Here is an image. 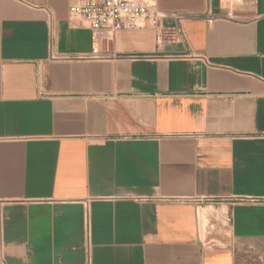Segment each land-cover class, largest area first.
Wrapping results in <instances>:
<instances>
[{
	"label": "crops",
	"instance_id": "0c3cea01",
	"mask_svg": "<svg viewBox=\"0 0 264 264\" xmlns=\"http://www.w3.org/2000/svg\"><path fill=\"white\" fill-rule=\"evenodd\" d=\"M156 2L183 37L0 0V264H264V0Z\"/></svg>",
	"mask_w": 264,
	"mask_h": 264
},
{
	"label": "built area",
	"instance_id": "2783aa9c",
	"mask_svg": "<svg viewBox=\"0 0 264 264\" xmlns=\"http://www.w3.org/2000/svg\"><path fill=\"white\" fill-rule=\"evenodd\" d=\"M220 1L227 12L226 18L233 19L236 7L257 0ZM70 13L76 20L87 23L97 44L113 41L118 31L141 29L155 30L159 42H163L169 34L175 35V39H171L175 41L183 37V23L188 19L186 15L174 14L172 18L176 24L166 29L156 0H76Z\"/></svg>",
	"mask_w": 264,
	"mask_h": 264
},
{
	"label": "rangeland",
	"instance_id": "374dc122",
	"mask_svg": "<svg viewBox=\"0 0 264 264\" xmlns=\"http://www.w3.org/2000/svg\"><path fill=\"white\" fill-rule=\"evenodd\" d=\"M200 220H201V218H200ZM201 224H202V233H203V235L206 233V228H207V226H208V221H203V220H201ZM211 226V225H210Z\"/></svg>",
	"mask_w": 264,
	"mask_h": 264
}]
</instances>
